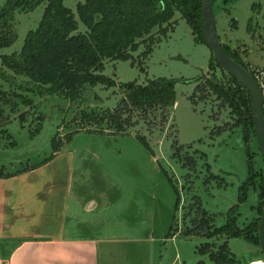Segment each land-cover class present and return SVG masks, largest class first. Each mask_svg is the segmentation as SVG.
I'll return each mask as SVG.
<instances>
[{"label":"rangeland","instance_id":"obj_1","mask_svg":"<svg viewBox=\"0 0 264 264\" xmlns=\"http://www.w3.org/2000/svg\"><path fill=\"white\" fill-rule=\"evenodd\" d=\"M8 2L0 0V10ZM79 2L63 0V5L73 11L78 30L84 33L75 10ZM45 6L46 2L31 10L17 7L5 18L6 25L0 20V36L6 33L14 41L0 49V58L20 53ZM212 7L220 45L236 54L248 71L261 66L264 0H217ZM171 22L168 27L173 25L174 31L166 37L157 28L153 30L155 43L147 58L142 54L148 42H141L130 53L132 62H104L103 75L114 81V87H84L73 101L61 94H40L35 84L4 68L0 59V92L10 98L4 104L0 96V170L13 175L25 167L35 168L8 182L7 193L17 189L16 198H50L58 208L65 199L68 216L80 224L73 235L108 240L99 245L102 258L109 259L107 264H214L197 249L208 244L215 252L223 242L228 243L236 264L264 263L259 245L244 236L228 239L222 234L207 239L186 235L193 229L190 222L198 218V205L212 228L226 224L227 212L234 205H239L233 213L238 229L259 224L264 162L252 129L247 156L242 128L233 127L232 109L207 86L214 80L227 84V73L212 61L205 45L194 42L196 35L179 13ZM196 77L202 79L181 83ZM147 79L175 80L172 109L126 112L122 120L130 126L122 133L105 123L88 127L78 120L81 114L102 116L113 110L124 97L118 84L135 81L144 85ZM15 94L31 100L32 105H23ZM93 130L100 134H88ZM73 133L77 134L71 143L63 144L44 164L53 155L52 142ZM137 136L146 140L151 153ZM168 179L178 190L176 210V195ZM246 183L245 201L238 204L239 189ZM88 201L93 202L91 210L85 207ZM170 227L173 238H167Z\"/></svg>","mask_w":264,"mask_h":264},{"label":"trees","instance_id":"obj_2","mask_svg":"<svg viewBox=\"0 0 264 264\" xmlns=\"http://www.w3.org/2000/svg\"><path fill=\"white\" fill-rule=\"evenodd\" d=\"M216 1L212 0V5ZM44 2H46V6L43 9L42 17L37 27L27 34L20 53L10 57L1 56L0 59L4 68L26 77L36 85L40 94L47 96L61 94L66 99L73 101L84 87L92 88L97 85L107 89L114 87V81L103 75L104 62L111 60L132 62L133 57L130 53L136 52L141 42L144 44L148 42L147 50L142 54L143 58H147L151 55L152 45L155 43L153 30L157 28L162 37H166L168 32L174 31L173 25L171 29L168 26L172 23L171 20L175 13L180 14L186 26L190 27L192 33L196 35L194 42L205 45L201 0H82L77 3L75 10H77L79 21L86 29L84 33L78 30V23L73 11L63 5V0H11L7 3V7L0 10V20L4 19L3 24L6 25L5 18L11 15L15 8L27 7L28 10H31ZM12 42H14L13 39L6 33L1 34L0 49L10 46ZM222 48L234 61L245 67L236 54L230 53L224 46ZM212 61H215L213 57ZM141 72L144 73V70L141 69ZM228 78L230 82L227 84L220 80H214V83L207 82V86L210 87V90L212 89L217 98L232 109L235 116L233 127L242 128V138L247 146L248 156L249 132L251 129L253 131L251 97L247 89L234 77L228 75ZM199 79L202 77H196L191 81L181 80V83H196ZM174 84L175 80L173 79H147L144 85H139L135 81L120 83L117 86L124 92V97L118 101L113 110L106 111L102 116L81 114L78 120L88 127H99L105 123L108 127L114 128L116 132L122 133L130 126L127 120H122V115L126 112L146 111L155 108L172 109L175 104ZM0 96L4 104H9L10 98L5 92H0ZM14 97L18 98L23 105H32L31 100L23 98L19 94H15ZM20 118L23 122V116ZM87 132H89L88 134H100L98 130ZM75 134L77 133L68 135L59 142H52L53 155L45 159L43 163L46 164L49 159L54 158L63 144L71 143ZM136 140L151 153L150 146L143 137L137 136ZM34 169L25 167L13 175L5 174L0 170V178L15 177ZM167 182L176 195L174 202L176 210L179 206L178 190L172 185L170 179ZM260 183L261 194L264 198V179ZM248 184L240 187L238 204L245 201ZM197 207L195 217L198 216V218L190 222L193 229L186 233L187 237L204 236L210 239L224 234L226 238L230 239L244 236L247 238V242L259 245L258 235L251 236L252 233L258 232L259 224L245 230H240L236 226L233 213L238 211L239 205H234L227 212L226 224L220 228L209 227L205 222L206 219L204 220L205 211L201 209L200 205ZM261 213L262 210L260 215ZM259 220L260 218L258 222ZM195 221L197 222L195 223ZM171 232L173 229L170 227L167 238H173ZM197 252L207 256L214 264H236L226 242H223L215 252L211 251V246L208 244L200 246ZM197 264L204 263L198 261Z\"/></svg>","mask_w":264,"mask_h":264},{"label":"crops","instance_id":"obj_3","mask_svg":"<svg viewBox=\"0 0 264 264\" xmlns=\"http://www.w3.org/2000/svg\"><path fill=\"white\" fill-rule=\"evenodd\" d=\"M16 177L0 178V264L109 262L100 255L99 246L108 240L73 235L80 230V224L68 216L65 199L61 202L62 208H58L50 198L45 201L33 195L16 198L17 189L8 194L6 186ZM92 205L93 202L88 201L85 207L91 210Z\"/></svg>","mask_w":264,"mask_h":264},{"label":"water","instance_id":"obj_4","mask_svg":"<svg viewBox=\"0 0 264 264\" xmlns=\"http://www.w3.org/2000/svg\"><path fill=\"white\" fill-rule=\"evenodd\" d=\"M202 7V27L205 46L212 53L213 59L219 66L229 75L234 77L241 85H243L251 97L253 111V131L256 143L264 162V123L260 104V94L257 84L253 79L250 71L244 66L234 61L228 56L218 40L216 26L214 22V14L212 0H201ZM258 227V242L260 252L264 261V206L260 215Z\"/></svg>","mask_w":264,"mask_h":264},{"label":"built area","instance_id":"obj_5","mask_svg":"<svg viewBox=\"0 0 264 264\" xmlns=\"http://www.w3.org/2000/svg\"><path fill=\"white\" fill-rule=\"evenodd\" d=\"M251 74L253 76L255 84H257V89L260 94V101H261L260 104H261L263 123H264V63H262L261 66L253 69Z\"/></svg>","mask_w":264,"mask_h":264},{"label":"bare ground","instance_id":"obj_6","mask_svg":"<svg viewBox=\"0 0 264 264\" xmlns=\"http://www.w3.org/2000/svg\"><path fill=\"white\" fill-rule=\"evenodd\" d=\"M253 264H264V263H263L262 261H259V260L257 261V260H256V261H254Z\"/></svg>","mask_w":264,"mask_h":264}]
</instances>
